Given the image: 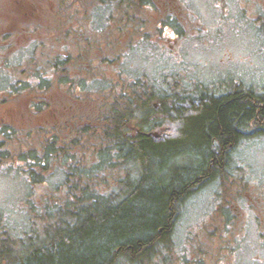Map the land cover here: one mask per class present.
Returning a JSON list of instances; mask_svg holds the SVG:
<instances>
[{
    "label": "trees",
    "instance_id": "obj_1",
    "mask_svg": "<svg viewBox=\"0 0 264 264\" xmlns=\"http://www.w3.org/2000/svg\"><path fill=\"white\" fill-rule=\"evenodd\" d=\"M15 3L18 7L2 11L12 15L21 11L18 17L21 13L23 23L29 17V28L22 32L9 19L13 28L4 27V33L8 32L1 37V42H5L2 50L16 47L12 51L15 54L25 43L30 44L29 57L34 61L35 50L42 41H56L60 52L62 44L75 43L78 38L85 41L98 37L96 40L100 42L106 35L110 36L107 40L112 39L104 51V59L99 58V67L93 76L84 68L85 63L89 64L84 52L76 60L80 73L86 70V76L83 73L80 76L66 74L65 63L70 64L67 53L45 54L38 59L39 63L34 61L30 74L37 77L40 95L59 84L62 92L74 101L73 105L65 104L66 108H75L79 114L73 119L85 118V122H93L90 127L89 123L83 125L80 121L72 134L87 138L93 130L90 137L96 143L87 147L89 141L85 140L84 144L64 147V137L59 141V131L55 130L58 126H55L46 128L48 136H39L38 141L36 138V146L18 150L11 147L4 152L20 158L30 184H41L46 191L35 202L27 199L29 226L20 230L19 236L12 237L0 217V264L171 263L170 257L177 249L174 224L186 195L201 181L199 176L207 177L209 168L217 169L220 156L216 152L223 147L226 149L229 144V149L233 148L239 129L250 124L264 126L259 124V121L264 123V94L245 87L240 91L236 87H227L224 94L201 95L193 100L191 94L176 87L167 98L160 97L158 107L153 108L150 81L143 76L130 82L121 67L115 69L114 86L87 89L92 78L95 80L100 77V72L109 70L104 67L106 63L110 67L113 59L124 55L119 35L129 26L135 31L143 26L140 11L152 7L153 1L15 0ZM99 7L114 10L115 16L108 9V22L104 25H94L92 18ZM86 26L92 35H88ZM38 29L48 32L49 36L43 40L35 37ZM28 34L34 35L28 38ZM20 40L23 41L17 44ZM70 80L73 84L67 85ZM10 86L12 91L5 90L12 94L23 89L16 81ZM27 95L35 97L34 94ZM39 97L36 96L38 102L33 103L37 110L42 109V104L49 103ZM177 103L181 105L177 106ZM88 107L94 113L87 117ZM166 119L175 126L174 135L152 136L153 129L165 127ZM76 147H81L77 154L84 155L85 160L92 154L97 157L95 171L101 174L103 169H108L118 176L115 177V188L97 189L93 180L88 179L89 175L82 174L73 164L69 167L75 180L65 182L59 190H50V185L39 173L48 172L53 157L67 155L65 148L71 149L69 158H74L72 149ZM113 159L118 163L111 164ZM99 162L106 163L99 165ZM191 233L189 231L186 237Z\"/></svg>",
    "mask_w": 264,
    "mask_h": 264
},
{
    "label": "rangeland",
    "instance_id": "obj_2",
    "mask_svg": "<svg viewBox=\"0 0 264 264\" xmlns=\"http://www.w3.org/2000/svg\"><path fill=\"white\" fill-rule=\"evenodd\" d=\"M150 1H153L152 7L140 9L144 25L137 31L129 26L118 37L123 45L124 55L113 59L110 67L106 63L104 67H108L109 70L100 72V77L95 80L92 78L93 81L88 83L87 89L114 86L113 80L117 78L114 73L115 69L121 67L130 82L143 76L150 81V88L154 95L150 101L153 108L158 107L160 97L167 98L168 93L176 87L185 90L183 93L191 94L193 100L208 92L219 94L222 90L225 91L226 87L244 86L264 94V0ZM6 3H9V6ZM18 5L15 0H0V146L3 149L0 153V217L12 232V237L19 236L20 230L27 229L29 226L27 199L35 202L39 196H42L43 191H46V188L41 184L31 185L22 168L25 164L20 161V158L4 152L11 147L18 150L20 147L36 146V138L38 141L39 136H48L46 128H55V126H58L55 130L59 131L57 133L60 137L59 141L64 137V147L84 144L85 140L89 141L87 147L96 143L90 137L93 130L89 132L90 135L87 138L85 135L72 134L71 131L80 121L83 125L89 123L90 127H93V122H85V118L79 119L80 121L73 119L75 116L79 117V114L76 113L75 108L74 110L70 107L66 108L65 104L73 105L74 101L69 98L68 94L62 92L59 84L51 86V90L40 95L37 77L30 74V70L34 69V61L39 63L38 59L45 54L67 53L70 64L68 66L65 63L66 74L69 72V75L80 76L83 73V76H86V70L80 73L76 60L78 55L84 52L83 55L88 56L89 60V64L85 63L84 68L93 76L99 67L98 62L104 59V51L107 50V45L112 39L107 40L110 36L106 35L101 36L100 42L97 41L98 37L97 40L92 38L85 41L78 38L75 43L62 44L63 49L60 52L56 41L49 40L46 43L42 41L35 50L37 60L34 61L32 57H29L31 48L27 43L15 54L12 51L16 47L3 49V51L2 47L5 42H1V37L8 32L4 33L6 30L4 27L8 26L9 30L13 28L10 20L22 32L29 28V17L25 18L28 20L26 23L22 22L21 13L18 17L21 11L13 15L2 11L8 7H18ZM108 9L113 14L112 8L105 9L104 7H99L94 12L92 15L94 25H104L108 22ZM85 28L88 35H92L93 32L88 26ZM35 33V37L41 40L49 36L48 32L40 29ZM33 35L28 34V38ZM22 41H16V43ZM54 46L55 48H52ZM114 57L111 56V58ZM84 79L85 77L82 78L83 82ZM14 81L21 83L20 88L23 89L12 94L5 89H11L10 84ZM69 84H73V81L70 80L67 85ZM27 94H34L35 97ZM91 94L95 96L96 93ZM36 96L49 102L42 104L41 110L33 106V103L38 102ZM87 112V117L92 116L94 110L88 107ZM256 129L254 124L242 129L243 136L230 149L242 156V172L245 175V182L264 181V133H259ZM174 130L173 123L166 119L164 128L153 129L151 133L169 137L174 135ZM75 136L79 139L77 140ZM80 148L72 149L74 158H69L71 149L65 148L68 156L65 154L61 157H53L48 172L39 173L50 185V190H59L65 182L75 180L70 170L73 164L82 174L89 175L88 179L93 180V186L97 189L107 191L115 188V177L118 176L108 169H103L101 174L100 171H95L94 165L98 162L97 157L92 154L85 160L84 155L77 154ZM102 163L106 162H99V165ZM117 163L118 161L114 159L111 162L113 165ZM62 181L64 182L60 184ZM206 190L208 186L200 191L191 192L183 201L174 224L176 244L184 240L189 231L203 235L202 233L206 230L209 232L224 230L223 220L216 221L215 217L212 221H209V218L205 222L201 220L212 206L211 201L205 202L209 195V191ZM238 224L234 223L236 227ZM243 226L244 231L253 232L257 224L255 226V223L248 221L244 222ZM247 236L242 245L244 246L243 252L253 264H257V255L262 256L258 248L262 246L258 245V241L256 242L252 234Z\"/></svg>",
    "mask_w": 264,
    "mask_h": 264
},
{
    "label": "flooded vegetation",
    "instance_id": "obj_3",
    "mask_svg": "<svg viewBox=\"0 0 264 264\" xmlns=\"http://www.w3.org/2000/svg\"><path fill=\"white\" fill-rule=\"evenodd\" d=\"M236 88L239 91L244 90V86ZM225 91L222 90L220 93ZM213 94L205 93L207 96ZM259 124L264 123L259 121ZM263 127H257L256 130L264 133ZM238 133L235 143H238L243 136L242 133L244 134L241 129ZM152 136L165 137L158 134ZM230 147L229 144L226 149L223 147L219 153L216 152L220 156V165L216 166L217 169L209 168L207 177L199 176L201 181L188 192L189 194L200 191L208 186L206 191H209V195L205 202L211 201L212 206L201 220L205 222L209 218V221H212L213 217L216 221L223 220L224 230L206 231L202 233L203 235L192 232L186 237L187 239L184 238L176 244L177 249L170 257L173 261L171 263L164 261L163 264H253L244 254V246L242 247L248 234H252L258 245L262 246L258 248L262 256L257 255L256 258H258L257 264H264L262 261L264 260V181L245 182L242 156L230 150ZM224 165L227 168L221 167ZM218 171H220L219 176ZM248 221L255 223V226L257 224L255 231L246 232L242 229L243 223ZM235 222L239 223V229L234 225Z\"/></svg>",
    "mask_w": 264,
    "mask_h": 264
},
{
    "label": "water",
    "instance_id": "obj_4",
    "mask_svg": "<svg viewBox=\"0 0 264 264\" xmlns=\"http://www.w3.org/2000/svg\"><path fill=\"white\" fill-rule=\"evenodd\" d=\"M152 134H153V135H157V134H156V133H154V132H153Z\"/></svg>",
    "mask_w": 264,
    "mask_h": 264
}]
</instances>
